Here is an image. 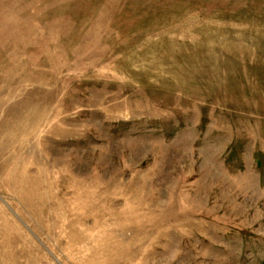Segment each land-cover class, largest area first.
<instances>
[{
	"label": "rangeland",
	"instance_id": "374dc122",
	"mask_svg": "<svg viewBox=\"0 0 264 264\" xmlns=\"http://www.w3.org/2000/svg\"><path fill=\"white\" fill-rule=\"evenodd\" d=\"M0 264H264V0H0Z\"/></svg>",
	"mask_w": 264,
	"mask_h": 264
}]
</instances>
